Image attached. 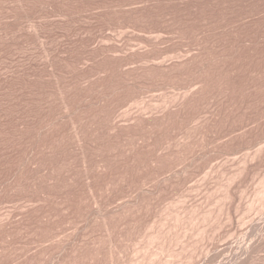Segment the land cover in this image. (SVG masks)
Here are the masks:
<instances>
[{
    "label": "rangeland",
    "instance_id": "rangeland-1",
    "mask_svg": "<svg viewBox=\"0 0 264 264\" xmlns=\"http://www.w3.org/2000/svg\"><path fill=\"white\" fill-rule=\"evenodd\" d=\"M0 264H264V0H0Z\"/></svg>",
    "mask_w": 264,
    "mask_h": 264
},
{
    "label": "bare ground",
    "instance_id": "bare-ground-1",
    "mask_svg": "<svg viewBox=\"0 0 264 264\" xmlns=\"http://www.w3.org/2000/svg\"><path fill=\"white\" fill-rule=\"evenodd\" d=\"M261 225V224H260ZM257 227V226H256ZM259 227V226H258ZM256 229V228H255ZM252 230H254V229H252ZM257 232V231H256Z\"/></svg>",
    "mask_w": 264,
    "mask_h": 264
}]
</instances>
